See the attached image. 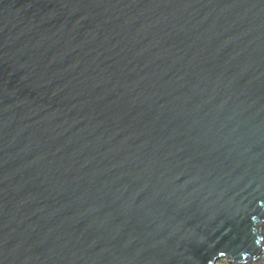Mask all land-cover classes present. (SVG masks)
<instances>
[{"label": "water", "instance_id": "95a60500", "mask_svg": "<svg viewBox=\"0 0 264 264\" xmlns=\"http://www.w3.org/2000/svg\"><path fill=\"white\" fill-rule=\"evenodd\" d=\"M264 260V0H0V264Z\"/></svg>", "mask_w": 264, "mask_h": 264}, {"label": "rangeland", "instance_id": "374dc122", "mask_svg": "<svg viewBox=\"0 0 264 264\" xmlns=\"http://www.w3.org/2000/svg\"><path fill=\"white\" fill-rule=\"evenodd\" d=\"M218 264H229V263L226 260H221V261H219Z\"/></svg>", "mask_w": 264, "mask_h": 264}, {"label": "bare ground", "instance_id": "6f19581e", "mask_svg": "<svg viewBox=\"0 0 264 264\" xmlns=\"http://www.w3.org/2000/svg\"><path fill=\"white\" fill-rule=\"evenodd\" d=\"M260 264H264V260L260 262Z\"/></svg>", "mask_w": 264, "mask_h": 264}]
</instances>
